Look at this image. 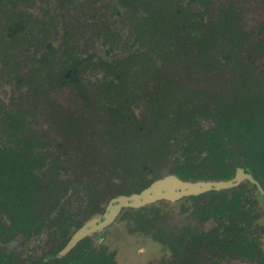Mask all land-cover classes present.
Returning <instances> with one entry per match:
<instances>
[{"label": "rangeland", "instance_id": "rangeland-1", "mask_svg": "<svg viewBox=\"0 0 264 264\" xmlns=\"http://www.w3.org/2000/svg\"><path fill=\"white\" fill-rule=\"evenodd\" d=\"M16 1L19 3L12 11L23 14L27 12L24 8L29 10L27 18L31 31L24 32V40H31L33 44H20V38L16 44H0V107L20 114L27 122V132L41 138L44 146L49 145L52 156H60L64 178L78 182L80 174H84L87 182H100L106 194L104 207L113 193L107 184L109 176L121 190L132 181V172L123 162H113L111 167L105 168L98 161L100 156L121 154L116 145L120 148L123 135L112 123L106 106L119 107L125 112L129 104L137 116L149 118L156 110L170 111L172 106L190 96L196 100L201 93L225 88L233 73V63L211 70L184 58L182 52H176L173 39H166L168 33L162 29L163 25L148 28L146 35L136 38L137 26L145 31L140 22L146 10L141 5L150 0H138L142 2L140 6L135 0H129L137 11L120 0ZM210 2L209 10L202 7V0H182L178 5L183 9L181 12L187 14L189 25L195 20L206 21L213 30L223 8H233L234 24H239L241 29L233 44L223 39L222 44L212 46L207 55L224 54L225 50L235 54L239 46L241 57L249 56L256 74L264 77V36L261 40L254 39V43L246 36L247 30L264 25L260 16L263 15V0H243L240 7L237 0ZM7 7L0 5V37L6 41ZM197 30L196 38L200 41L203 31L202 28ZM160 38L164 39V47L152 51L157 45L154 42ZM46 43L52 46L51 54L45 48ZM145 52L151 56L140 54ZM71 55L80 61L77 73L76 69L74 71L79 83L77 89L60 84L63 61ZM42 56L45 57L43 63ZM125 58L130 59L123 65L127 70L123 87L116 86L108 92L107 80L115 76L110 64ZM160 79L169 90L161 94L159 108H155L152 101L157 96ZM171 100L175 102L170 103ZM72 125L75 131L68 132L67 127ZM80 131L83 132L81 136ZM3 138L5 132L2 131L0 142ZM80 138L89 139L91 146L79 141ZM158 158L160 164L150 165L157 179H161L169 175L174 155L163 152ZM82 190L87 202L89 192L83 187ZM257 198L263 199L259 195ZM192 201L189 197L165 199L147 204L139 211L126 208L109 225L90 233L92 244L98 252L105 249L113 253L117 264H170L171 247L157 236L191 226L194 222L189 216ZM140 215L147 219L153 217L155 221L145 225L142 219H135ZM101 216L97 214L94 218ZM260 240L264 246V234Z\"/></svg>", "mask_w": 264, "mask_h": 264}, {"label": "trees", "instance_id": "trees-1", "mask_svg": "<svg viewBox=\"0 0 264 264\" xmlns=\"http://www.w3.org/2000/svg\"><path fill=\"white\" fill-rule=\"evenodd\" d=\"M120 1L133 11H137V7L129 0ZM134 2L137 6L142 4L138 0ZM178 2V0H150L142 4L146 14L143 15L140 23L144 25L145 31H141L137 26L136 38L146 35L148 28L163 25L162 29L168 33L167 37H169L166 39H173L176 52H182L184 58L197 61L200 67L207 66L211 70L225 68L233 63V73L225 88L201 93L196 100L190 96L177 104L173 103L177 106H172L170 111L156 110L149 118L137 116L129 104L125 112L119 107L106 106V112L112 118V123L119 127V133L123 135L121 149L116 145L121 154L100 156L98 161L105 168L111 167L113 162L120 164L123 162L124 167L132 172L130 174L132 181L124 190L118 188L109 176L107 184L113 189L111 199L119 194L140 193L155 181L158 175L151 169L150 164H160L158 157L163 152H173V164L169 175H176L182 180H229L239 169H243L264 188V77L256 74L249 56L241 57L239 46L235 54H228L229 50H225L224 54L208 56L210 48L216 46L219 38H212L210 44H204L203 39L197 40L196 33L201 21L195 20L189 25L187 14L181 12L183 9ZM219 23L223 24L222 20ZM185 24L188 25L185 26ZM224 26L226 27L227 24ZM163 40L160 38L158 42H154L157 45H155L156 49L152 48V51L164 47ZM227 42L230 41L227 40ZM140 54H145L146 57L151 56L146 52ZM129 59L125 58L110 64L115 80L112 78L107 80L108 92L116 86L123 87L127 73L124 64L129 62ZM79 64V59L72 55L68 56V59L63 61L60 83L69 81L70 77L66 72L69 70L73 74V69L78 70ZM117 66L119 68L116 69ZM158 88L157 96L152 101L155 108H159L157 103L162 99L161 94L164 95L169 90L161 79L158 82ZM169 102L172 103L175 100ZM27 129V122L20 114L6 111L4 106L0 107V132H5V138L0 142V187L4 201H8L12 194L14 230L26 232L34 227L40 217L36 212L41 201L40 193L44 192L58 202L62 192L63 195L67 194L69 185H78L83 187L85 192H89L87 217L105 214L108 211V204L106 208L103 206L106 194L100 182L97 180L87 182L84 180V174H80L78 182L64 178V172L61 171L63 165L59 161L60 156L53 159L45 156L42 152L41 138L29 134ZM67 130L75 131V128L72 125L67 127ZM78 134L81 136L83 132L80 131ZM79 141L91 146L89 139L80 138ZM147 167L148 171H145ZM245 185H250V182H244L238 188L210 190L214 196L216 193L220 194L217 199L213 198V200H220V204L214 203L213 208L220 214L229 210L228 216L236 217L235 209L231 205L233 202L237 204L241 202V195L248 191ZM10 186L12 188H9ZM228 192L232 194L231 197ZM211 215H213L212 210ZM241 217L242 220H246L247 214L243 213ZM135 219L137 221L142 219L141 223L145 225L152 223V218L147 219L144 215L136 216ZM232 220L227 227L234 234L233 242L226 241L222 244L210 239L209 243L212 246L217 243L221 249L240 246L241 248H236L238 251L257 253L258 263L264 264V252L251 244L248 235L245 236L246 226L234 221L233 218ZM63 233H69V227H65ZM162 240L185 259L189 253L197 252L196 240H187L184 237L174 238L169 234ZM66 245L67 243L50 255L55 263L76 264L80 257L79 264H111L104 254L97 255L95 261L89 260L87 256L89 253L83 242L62 256L60 251Z\"/></svg>", "mask_w": 264, "mask_h": 264}, {"label": "flooded vegetation", "instance_id": "flooded-vegetation-1", "mask_svg": "<svg viewBox=\"0 0 264 264\" xmlns=\"http://www.w3.org/2000/svg\"><path fill=\"white\" fill-rule=\"evenodd\" d=\"M210 1L213 0H202V7L209 10L210 5L212 4ZM237 1L238 6L240 7L243 0ZM18 3L19 2L16 0H0V5L4 4L8 6L5 10V12H7L6 15H8L7 22L6 24L4 23L6 26L5 32L8 35V40L6 41L0 37V44H7L8 42L9 44H16V42H18L17 38L21 39L20 44H33L31 40H24V32L31 31L29 29L27 18L29 10L24 8L23 11L27 12H24L23 14H17L16 11H12L13 8H16ZM261 10H263V15H260L263 18H261V21L264 24V0L262 2ZM12 14H14V16H12ZM225 14L228 15L226 16ZM234 14L235 11L233 8H223L221 18L215 22V30L211 29V27H209V23L206 21L201 22L200 28H202L203 31L202 38L204 44H210L212 38H219V40H217V44H221L223 39L229 40L230 42L228 43L233 41L231 43L233 44L234 41H236V33L241 29L239 24H234ZM220 20H222L223 24L219 23ZM225 24H227L226 27L224 26ZM247 31L248 34L246 33V36L248 35L250 41L254 43L257 38L259 40L263 38L264 25L257 28H251ZM246 43L249 44L248 41ZM45 48L46 50H50L49 54L52 53L53 49L51 45L48 44ZM47 54L48 51L46 55ZM42 58L45 57L42 56L41 59ZM75 69L76 68L73 69V72ZM66 74L70 77L69 81H63L60 84H65V86L68 85L71 87L75 86L76 89L79 88V83L76 80V74H72L69 70ZM70 74L71 76H69ZM43 146L42 141V152L45 156H49L51 159L56 157L52 156L50 153L48 147L49 145ZM57 148H59V146ZM235 176L233 178H235ZM247 181L250 182V185H245L246 189H248L247 193L241 195L242 200L239 204L233 202L231 205L237 214L236 217L232 218L234 221L243 223L246 226V229L244 228L247 230L245 232V236L248 235L251 244L264 252V246H262L263 244L260 240L261 236L264 234V194L262 193L260 187L263 190L264 188L261 184L252 182L248 178L243 179L239 184L234 185L231 188H238L242 183ZM9 188H12V186ZM224 189L227 188L220 190ZM81 190L82 188L78 185H69L67 194L63 195L62 192L61 199L58 202L55 201L54 197L52 198V196L44 194V192L40 193L41 201L36 211L40 217L34 224V227L30 228L26 232H23L14 230V220L12 218V194L10 195L8 201H4V196L1 193L2 189L0 187V264H57L50 258L53 251L60 249L62 245H65V243L68 245V241L72 239L75 232L90 220L94 219V216L91 218L87 217V202L85 201V197ZM210 192L211 191L182 197H189L193 199V205L191 206L189 213L192 222L194 221L193 224L184 228V230L180 229L178 232L164 233L162 236H157L158 240H162L169 234L174 238L184 237V239L187 240L197 241L195 246L199 255H195L197 252L194 251L195 253H189L185 259L178 255L175 250L171 249L172 257L170 264H259V256L257 253H242L236 249L241 248L240 246L221 249L217 243L214 246L209 243L210 239H212L211 241H218L222 244L226 241L232 243L234 240L233 232L227 227V225L233 221L232 218L228 216L230 211L227 210L224 214L217 212L213 208V205L214 203L220 204V200H216L220 194L218 195V193H216L214 196ZM228 194L229 197H231L232 194L230 192H228ZM258 195L263 198L262 201L257 198ZM214 197L216 198L215 200H213ZM143 207L144 206L137 208L127 207V209L137 210ZM124 209L126 208H123L122 210ZM211 210L213 211V215H211ZM157 211L158 210H156V212ZM243 213L247 214L246 220H242L241 216ZM100 215L103 216L104 213ZM151 218L149 219H151L154 223L155 219L153 217ZM65 227H69V233H63ZM92 239L93 236L88 234L77 243L79 244L83 242L85 244L89 253L87 255L89 256V260L95 261L97 255L104 254L110 260L111 264H114L113 262L117 264L114 254L107 252L105 249H100L101 251L98 252L97 248L92 244ZM65 247H63L60 251L61 254H63L62 256L66 254L63 253ZM79 262L80 257L77 259L76 264H79Z\"/></svg>", "mask_w": 264, "mask_h": 264}, {"label": "water", "instance_id": "water-1", "mask_svg": "<svg viewBox=\"0 0 264 264\" xmlns=\"http://www.w3.org/2000/svg\"><path fill=\"white\" fill-rule=\"evenodd\" d=\"M245 178L258 184L252 175L246 173L243 169H239L235 178L229 180L186 181L180 179L176 175H167L161 179H156L140 193H133L130 195L123 194L111 199L108 204V211L100 218H94L78 229L63 250V253H67L86 235L109 225L123 208H137L162 199L178 200L188 195L229 188L239 184ZM260 189L264 194V190L261 187Z\"/></svg>", "mask_w": 264, "mask_h": 264}]
</instances>
